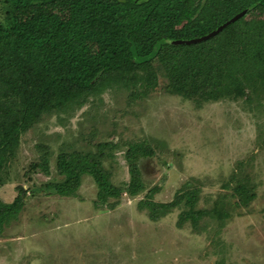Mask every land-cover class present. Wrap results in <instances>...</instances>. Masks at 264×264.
I'll use <instances>...</instances> for the list:
<instances>
[{"label": "rangeland", "instance_id": "374dc122", "mask_svg": "<svg viewBox=\"0 0 264 264\" xmlns=\"http://www.w3.org/2000/svg\"><path fill=\"white\" fill-rule=\"evenodd\" d=\"M87 1L19 0L18 10L23 17L63 18ZM166 87L160 76L155 90L136 99L130 89L109 88L68 115L44 116L23 135L0 201L13 202L22 187L26 203L0 236V264H264V99L198 107ZM100 142L115 145L107 167L117 187L130 180L128 144L155 149L139 162L143 193L102 203L88 175L76 197L46 190L63 178L61 150H93ZM46 153L48 175L32 169ZM233 177L254 184L256 198L246 207L236 203ZM221 202L232 216L222 228L207 215L197 230L186 219L188 210L211 211Z\"/></svg>", "mask_w": 264, "mask_h": 264}, {"label": "trees", "instance_id": "16d2710c", "mask_svg": "<svg viewBox=\"0 0 264 264\" xmlns=\"http://www.w3.org/2000/svg\"><path fill=\"white\" fill-rule=\"evenodd\" d=\"M18 4L0 0V184L23 135L44 116L68 115L109 88L130 89L133 99L145 97L162 76L169 94L198 107L264 99V0H88L68 8L63 18L23 17ZM224 25L216 36L190 43ZM68 147L57 161L62 180L46 190L76 197L88 175L102 203L123 192L136 197L145 191L139 162L155 155L149 143L128 144L130 180L124 187L113 184L107 167L114 144L100 142L88 151ZM46 154L32 169L48 175ZM233 180L237 205L248 206L256 198L254 184ZM158 191L151 189L146 198ZM25 196L21 187L13 202L0 201V236L23 211ZM206 215L220 228L232 217L221 202L211 211L188 210L186 219L197 230Z\"/></svg>", "mask_w": 264, "mask_h": 264}, {"label": "water", "instance_id": "95a60500", "mask_svg": "<svg viewBox=\"0 0 264 264\" xmlns=\"http://www.w3.org/2000/svg\"><path fill=\"white\" fill-rule=\"evenodd\" d=\"M243 14H244V12L241 13L240 15H238L236 18H239V17L242 16ZM226 25H227V24H226ZM226 25H224V26H220L217 30L213 31L212 33H210V34L207 35V36H204V37L199 38V39H193V40L190 41V43H198V42H200V41H205V40H207V39H209V38H211V37L216 36V35L219 33V31H221Z\"/></svg>", "mask_w": 264, "mask_h": 264}]
</instances>
